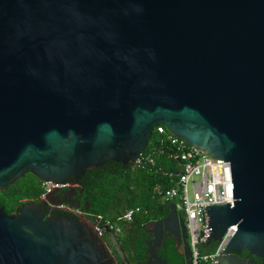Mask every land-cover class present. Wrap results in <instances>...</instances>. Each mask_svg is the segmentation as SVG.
Returning <instances> with one entry per match:
<instances>
[{
    "label": "water",
    "instance_id": "95a60500",
    "mask_svg": "<svg viewBox=\"0 0 264 264\" xmlns=\"http://www.w3.org/2000/svg\"><path fill=\"white\" fill-rule=\"evenodd\" d=\"M158 124L228 162L231 203L204 206L210 253L235 228L218 264L264 258V0H0V190L131 165ZM39 203L0 207V264H116L84 215ZM152 223L187 261L174 205Z\"/></svg>",
    "mask_w": 264,
    "mask_h": 264
},
{
    "label": "trees",
    "instance_id": "16d2710c",
    "mask_svg": "<svg viewBox=\"0 0 264 264\" xmlns=\"http://www.w3.org/2000/svg\"><path fill=\"white\" fill-rule=\"evenodd\" d=\"M159 138L161 135L152 127L144 151L156 144ZM153 158L155 164L150 168L107 161L86 170L77 180L81 187V199L86 204L83 210L84 217L91 221L99 216L103 220L119 225L121 231L115 234L116 240L129 264H136L145 257L143 225L151 219L165 216L168 213V205L174 203L173 199L160 200L151 196L153 185H170L165 182L166 177L162 171L155 169L167 171L172 165V162L162 154L155 153ZM41 193L40 181L27 172L0 190V207L7 214L14 213L24 202H36ZM128 208L134 209V212L131 220L124 222L120 216ZM103 240L109 242L106 235ZM199 252L210 251L202 244L199 246ZM161 255L165 258L166 264H189V261L171 245H168ZM250 257L257 264H264V258Z\"/></svg>",
    "mask_w": 264,
    "mask_h": 264
},
{
    "label": "built area",
    "instance_id": "2783aa9c",
    "mask_svg": "<svg viewBox=\"0 0 264 264\" xmlns=\"http://www.w3.org/2000/svg\"><path fill=\"white\" fill-rule=\"evenodd\" d=\"M153 127L161 138L146 151L143 149L132 164L139 167H153L155 153L164 155L172 162L171 168L167 171L155 169V171H162L166 177L165 182L170 185H153L151 196L160 200H174L175 211L182 217L188 235L189 264H218V257L224 248L223 243L235 230L234 226L231 225L225 229L212 253H200L199 246L203 244L202 241L207 236L204 206L231 203L228 162L207 157L200 149L188 145L182 138L168 132L161 124ZM40 187L42 189L40 196H43L52 189L62 187L76 189L79 184L72 180L61 182L46 180L40 182ZM55 206L59 210L74 213V216L84 215L83 211L66 203H57ZM133 212L132 208L125 209L120 219L129 222ZM89 223L93 233L101 241L104 234L108 232L113 234L120 232L119 225L103 220L99 216Z\"/></svg>",
    "mask_w": 264,
    "mask_h": 264
},
{
    "label": "flooded vegetation",
    "instance_id": "af4514ba",
    "mask_svg": "<svg viewBox=\"0 0 264 264\" xmlns=\"http://www.w3.org/2000/svg\"><path fill=\"white\" fill-rule=\"evenodd\" d=\"M69 180L71 179H67V181ZM38 200L40 201L39 207L42 210L44 216H47L52 213L62 212L61 210L55 208L56 207L55 204L57 203H66L67 205H70L72 207L77 206V209H80L81 211H83L84 208H86V204H84L81 199V187L80 186L76 189L72 187L55 188V189L48 191L43 196H40ZM63 213L66 214L67 216L75 217L74 213L70 211H64ZM162 217L151 219L147 222H155L161 219ZM177 218L184 225L183 219L178 215H177ZM143 231L145 234V250L147 249L146 241L151 240V243H150L151 246H149V249H152L155 252L156 256H158L161 259H165L161 255V252L163 253L164 251H166V248L168 247V245L173 246L175 250L181 254L180 247H178L177 244L175 243V237L173 236L172 225L161 223V225L158 226V224L152 223L146 228L143 227ZM104 235H106L108 239V234H104ZM179 240L181 242V246L182 244L183 245L185 244L189 248L188 235H187L186 229H185V233L181 235ZM102 241H103L102 242L103 246L105 247V250L107 251L108 255L115 261L116 264H119L120 259L118 257V254L114 250V248L111 247L110 242L107 243L106 241L103 240V238H102ZM240 256H243V257H246L252 260V258L250 257L251 255L244 253V251L240 253ZM147 258H148V255L145 254L144 259H142L141 261H137L136 264H158L159 263L157 260L148 261ZM117 260H118V263H117ZM187 261H189V259ZM249 264H257V263L252 260V262Z\"/></svg>",
    "mask_w": 264,
    "mask_h": 264
}]
</instances>
